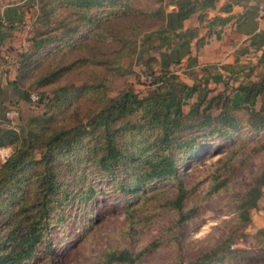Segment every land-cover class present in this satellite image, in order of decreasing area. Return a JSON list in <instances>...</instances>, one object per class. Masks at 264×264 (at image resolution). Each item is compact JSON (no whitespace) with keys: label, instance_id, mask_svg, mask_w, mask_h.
Segmentation results:
<instances>
[{"label":"trees","instance_id":"16d2710c","mask_svg":"<svg viewBox=\"0 0 264 264\" xmlns=\"http://www.w3.org/2000/svg\"><path fill=\"white\" fill-rule=\"evenodd\" d=\"M214 2L37 0L32 50L20 59L17 78L10 83L14 87L32 79L41 96L50 88L47 106L54 110L29 117L17 129L0 125V146L11 147L0 165V228L5 227L0 230V264H21L43 243L49 250L52 233H60L70 218L78 227L79 215L101 191L122 196L126 225L121 232L132 234L149 219L145 210L150 202L168 188L171 195L161 204L176 211L174 226L179 228L190 214L184 207L199 187H204L203 198L223 193L234 203L235 215L212 245L186 259L181 253L187 244L172 236L174 264H264V242L250 254L230 247L263 193L264 161L249 182L236 184L235 178L252 157L264 155V67L256 78L240 79L213 94L208 81L226 83L217 63L205 62L191 83L171 69L184 57L186 68L197 65L190 40L210 32L198 37L197 26H183L189 15L197 12L198 21L210 29L229 21L230 16H206ZM260 3L246 4L235 21L241 27L251 20L242 31L263 62L264 28H258L256 17ZM6 34L0 31V42ZM148 49L158 55L144 59L149 76L144 94L126 83L108 95L125 72L119 58H140ZM58 112L63 114L59 119ZM222 141L225 152L203 171H181L198 146ZM256 234L264 236V227ZM137 257L128 247L114 245L87 264H133Z\"/></svg>","mask_w":264,"mask_h":264},{"label":"rangeland","instance_id":"374dc122","mask_svg":"<svg viewBox=\"0 0 264 264\" xmlns=\"http://www.w3.org/2000/svg\"><path fill=\"white\" fill-rule=\"evenodd\" d=\"M5 3H14L22 14L15 18L10 29L4 27L8 23L0 21L2 24L0 31L8 33L0 42V116L2 114L4 116L0 125L17 129L31 116L43 111L47 115L51 114V110L54 109L48 107L47 102L53 94L50 88L45 87V93L41 96L32 79H26L23 83L19 82L14 87L10 83L11 80L17 78L20 59L32 50L29 38L33 34V25L39 12V5L37 0H0V5ZM263 17L264 15L257 20ZM202 22L198 21L197 15L191 14L183 20V26H197L199 30ZM52 25L49 24V26ZM251 25L252 22L249 19L240 28L245 31ZM210 34L212 44L209 38L205 42L204 39L192 38L190 40V54L196 57L197 65L186 68V57L182 58L180 63L171 65V69L180 80L191 83L194 76L201 75V68L205 62L217 63L215 69L219 70L226 80V83L208 81L207 86L211 88L209 94L227 89L240 79L257 77L262 66L264 67V61H257L260 51L249 45V39L244 37L235 47L227 50L225 43H219L220 34L216 37L215 30L209 32L207 36ZM204 44H207L205 49ZM149 55L157 56V50L148 49L140 58L136 57V54L121 56L119 64L125 68V72L115 79L113 87L107 91L108 95L114 94L118 85L126 83L131 84L138 95L144 94L149 80L144 59ZM220 64L231 66L225 69L218 67ZM80 82V80H75L74 84L78 85ZM21 90L27 92L28 95L21 94ZM187 106L186 104L183 108L186 109ZM56 114L58 119L63 115L60 112ZM223 146V141L198 146L181 171L190 172L195 167L199 168V172L203 171L210 162L225 152L226 149ZM10 152V146H0V165ZM263 161V154H256L252 157L246 167L236 176V184L249 182ZM197 173L190 174V181ZM262 190L263 193L256 206L250 210V221L242 229V233L235 236L230 246L242 248L246 254L260 249L264 242V236L256 234L258 229L264 227V186ZM101 192L88 201L87 207L79 215L80 225L78 227H73V219H68L60 233L57 231L52 233V245L49 250L43 243L29 260L21 264H87L100 256L105 248L114 245L126 246L131 252L137 254L138 257L133 264H174L176 245L174 240H171L172 236L178 235L182 242L187 244L181 253L186 259L199 248L212 245L226 232L229 226L228 221L235 215V211L231 209L234 203L229 199H224L223 193L203 198L204 187H199L184 207V210L190 208L187 220L178 228L174 226L176 211L168 205L161 204L166 197L171 195V190L168 188L158 199L150 202L149 208L145 210L150 216L148 220L143 221L144 225L138 227L135 233L125 234L121 232L126 225L122 196L108 191ZM92 218L96 221L91 222ZM4 228L2 226L0 230Z\"/></svg>","mask_w":264,"mask_h":264},{"label":"crops","instance_id":"0c3cea01","mask_svg":"<svg viewBox=\"0 0 264 264\" xmlns=\"http://www.w3.org/2000/svg\"><path fill=\"white\" fill-rule=\"evenodd\" d=\"M255 0H215L214 6L205 10L206 16L210 17L212 15H221V16H230L228 22L224 25H215L212 30L208 28L205 21L201 23V27L198 30V35H203L206 31H213L217 30L220 34V41L219 43H225L226 49L229 50L231 47H235L238 42L244 39L245 34L243 33L240 26L236 27V17L244 11L246 4H251ZM264 0H261V3ZM229 3L230 6L228 9H223L225 4ZM21 11L16 8L14 3H5L0 5V21L4 23H12L15 21V18L19 17L22 13ZM192 15H197V12L192 13ZM258 28H264V17L257 20ZM203 31V33L201 31ZM201 33V34H200ZM212 34V33H211ZM207 36L206 34L203 36L204 42L207 38H209L210 44H212V35ZM216 38V37H215ZM216 40V39H215ZM209 45V44H208ZM207 44H204V49ZM209 47V46H208ZM208 49V48H207ZM218 52V51H217ZM220 52V51H219ZM207 57V56H206ZM207 59V58H205ZM209 59V58H208Z\"/></svg>","mask_w":264,"mask_h":264},{"label":"built area","instance_id":"2783aa9c","mask_svg":"<svg viewBox=\"0 0 264 264\" xmlns=\"http://www.w3.org/2000/svg\"><path fill=\"white\" fill-rule=\"evenodd\" d=\"M264 15V2L260 3L258 5V9H257V12H256V17L259 18L260 16ZM34 98V97H32Z\"/></svg>","mask_w":264,"mask_h":264}]
</instances>
